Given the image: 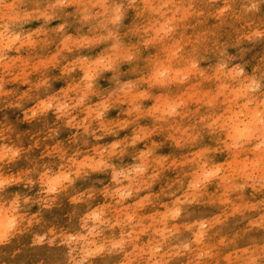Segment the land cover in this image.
<instances>
[{"label":"rangeland","instance_id":"rangeland-1","mask_svg":"<svg viewBox=\"0 0 264 264\" xmlns=\"http://www.w3.org/2000/svg\"><path fill=\"white\" fill-rule=\"evenodd\" d=\"M0 26V264H264V141L229 135L264 112V0H0Z\"/></svg>","mask_w":264,"mask_h":264},{"label":"bare ground","instance_id":"bare-ground-1","mask_svg":"<svg viewBox=\"0 0 264 264\" xmlns=\"http://www.w3.org/2000/svg\"><path fill=\"white\" fill-rule=\"evenodd\" d=\"M0 34H2V29H1V26H0ZM11 35H14L13 33H10ZM0 36H3V35H0ZM4 39L7 40V43L11 42L10 38L8 37H5ZM122 68H120L118 70V72L120 73ZM165 81H161L160 84H162V87H168L170 86V84H167V83H164ZM231 95H236L234 93V91L231 93ZM236 98H238L236 96ZM244 100H248V98H243ZM239 102L240 104L244 107L245 106V103H243L242 99H239ZM226 103V102H225ZM226 112V111H225ZM223 112V113H225ZM249 114L246 116V112H244L243 109H240L238 112L234 113V118L232 120L233 122V128L231 130V132L229 133L230 135V138L233 139L235 137H245V139H247L249 141V144L248 145H255L256 147H258V144H259V141H256V140H259L257 136H260L261 137V140L264 141V112L263 113H259V115H257L258 111L257 110H251L250 112H248ZM118 115L122 116V112L119 110L118 112ZM241 117H243L241 119ZM225 118H229L228 115L224 116V119ZM223 119V120H224ZM229 125V124H227ZM145 139V138H144ZM146 141L147 140H144L143 141V144H142V148L141 147H138L136 146V144H133L131 143V141H129L126 145V149L128 151V153L131 155V158L134 160V157L137 153H141V151L145 150L146 147H148L149 144H146ZM261 141V143H262ZM254 146V147H255ZM148 149V148H147ZM248 148L244 149L242 151V156H243V160L245 159H252V160H262V158H264V150L262 152H258L256 153V150L254 148H250V151H247ZM53 154V153H51ZM4 155V152L1 153L0 156ZM111 155H112V159L114 161H117L119 160V157L114 153V152H111ZM227 155V154H225ZM230 157H232V153H229L228 154ZM249 156V157H248ZM59 158V157H58ZM57 158V159H58ZM153 159V160H151ZM150 160H149V163L151 162H155V158L152 157ZM140 161H141V156H140ZM222 161H225L224 159H222ZM228 165L231 164V161L228 162V161H225ZM82 164H79L80 167H83V164L84 162H81ZM116 163V162H115ZM65 165V164H64ZM63 165V166H64ZM63 166H59L58 168V171H60V169L63 167ZM140 166V162L138 163L137 167ZM133 170L136 169L135 166L132 167ZM103 175L105 176H113L115 177V175L113 174V171H114V168L113 167H108V166H105L103 169ZM242 171H246V165L244 164L241 168ZM231 171H234V174L235 175H239L240 173V170H239V167L237 168H233ZM195 172H199V175L208 182V185H209V188L208 190H217L219 187L220 188H224L225 187V175H221V176H218L219 175V172H220V168H209V169H204L203 167L201 168H197L195 170ZM229 176V175H228ZM167 181V180H166ZM199 179H197L193 184L192 186L195 185L196 182H198ZM57 180L56 178H54L52 181H51V185L53 187H56L58 184H57ZM121 184V189L126 192L127 189L129 187H126V185L123 183V182H117V180L114 181V186L115 188H117L116 184ZM53 187H50L49 189H52ZM70 189H68L65 194L70 191ZM130 200V199H129ZM91 204V202H88V201H84V202H76L75 203V213L77 216H79L80 214V211L81 210H84L85 212V209L86 207ZM168 205H172V201L168 202ZM173 212H175V207L173 208L172 207V210ZM87 214V219L88 218H91V219H95L96 216H97V210H92V211H89L86 213ZM82 218L83 220V223L81 225V230L80 231H75V234L79 235V236H85V234L83 235V232H87L89 231V225L87 224L88 220L86 218H84V216H80V219ZM95 221H93L91 224H93ZM11 223H12V220H9L7 217L5 218H2L0 220V231H3L5 236L8 235L9 233V229L11 227ZM78 222H74L70 219L69 222H67V224L69 225V227H74V225H76ZM206 223L205 221H202L200 223H196L194 226H192L190 228L192 234L196 237V241H200L201 238L203 237V234H204V230L202 225ZM91 227H94L91 225ZM113 231V230H112ZM93 233V232H91ZM76 236V238L78 239L79 237ZM93 235V234H91ZM73 235L71 234H68L67 237L70 238L72 237ZM88 237V236H87ZM93 238V237H92ZM124 253H121L119 252L118 254L114 253V254H105V255H100L97 257L96 261L94 263H91V264H129V259L128 258H123ZM86 256V255H85ZM83 257V256H82ZM76 263V262H75Z\"/></svg>","mask_w":264,"mask_h":264}]
</instances>
